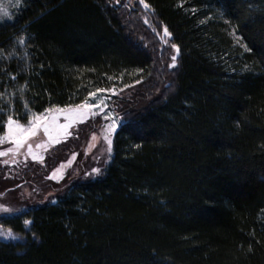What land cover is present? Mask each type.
<instances>
[{"label": "trees", "instance_id": "1", "mask_svg": "<svg viewBox=\"0 0 264 264\" xmlns=\"http://www.w3.org/2000/svg\"><path fill=\"white\" fill-rule=\"evenodd\" d=\"M128 1L19 0L0 20V135L9 117L138 90L98 175L1 219L25 240L0 241V264H264V0H144L179 47L170 70ZM43 168L38 188L61 186Z\"/></svg>", "mask_w": 264, "mask_h": 264}, {"label": "rangeland", "instance_id": "2", "mask_svg": "<svg viewBox=\"0 0 264 264\" xmlns=\"http://www.w3.org/2000/svg\"><path fill=\"white\" fill-rule=\"evenodd\" d=\"M128 2L127 5L130 8L138 6L139 21L156 45L158 57H167L168 70L174 68L172 57L176 56L175 65H177L178 52L173 47L174 44L171 43L168 32L166 33L165 28L160 24L157 25L149 8L143 3L134 2V0ZM18 4L19 0H0V20L7 18L11 10ZM148 42L145 45L149 46ZM156 69H159V66ZM136 87V85L121 87L116 84L106 91L95 90L91 92L95 95L89 94L82 103L74 106L49 108L52 111L47 109L44 113L33 116L27 124H20L13 119L15 123L12 125L14 132L12 136L8 134L7 121L5 132L0 135V175L2 179L7 180L6 185L0 188V241L20 243L25 240L23 233L4 225L1 222L2 218L23 212L32 205L43 203L48 199L54 200L56 191L63 189L74 178L73 174H79L80 171L83 172L84 177H93L99 174L101 169L99 164L103 161L102 155L105 156L102 163H108L112 155L109 147L112 146L113 136L123 121L116 112L117 106L121 108L119 99L136 95L138 92ZM65 116L71 119L70 124L69 119H65ZM34 117L59 118L53 122L51 120L34 121ZM45 122L52 124L54 130L51 135L55 139H50L49 133L44 131ZM34 123H39L40 127L34 134L29 135L26 130L30 129ZM64 124H69L67 132L61 130ZM17 125L22 128L18 130ZM57 125L60 127L57 128ZM109 125H114L111 133L108 131ZM109 139L111 140L110 146ZM16 140L21 141L19 146L16 144ZM59 141H64L63 143L67 144L68 151L64 152L63 157L56 160L53 165L49 164L51 165L48 169L50 171L46 173L41 164L46 162L55 147L60 146H54L55 143L59 144ZM88 160L93 161V164L86 168ZM48 163H50L49 160ZM81 164L83 166L80 167ZM33 168L39 170L43 168L45 174L43 180L61 184V186L40 190L37 186L38 179L33 180L32 175L29 174ZM96 169L99 171H94ZM29 224L30 221L27 220L25 222L26 229Z\"/></svg>", "mask_w": 264, "mask_h": 264}, {"label": "snow or ice", "instance_id": "3", "mask_svg": "<svg viewBox=\"0 0 264 264\" xmlns=\"http://www.w3.org/2000/svg\"><path fill=\"white\" fill-rule=\"evenodd\" d=\"M144 2V0H141V3H143ZM146 7H147V5H145ZM5 15H7V13H5ZM164 31L167 33V28H165L164 29ZM173 47H175L176 48V51L177 52H179V47L178 46H176V45H173ZM246 47V46H245ZM250 50V49H249ZM172 60H173V67H175L176 65H175V61H176V56H173L172 57ZM139 82V81H138ZM98 91H106V89H99ZM90 95H95V93H90ZM85 106H87V105H85ZM48 111H52L51 109H49ZM60 111H64V110H60ZM59 117H51V118H46V117H34V121H39V120H44V121H48V120H51V121H55V120H57ZM65 119H69V124L71 123V119L68 117V116H65ZM15 122L13 121V119L11 118V117H9V120H8V134H9V136H12L13 134H14V132H13V127H12V125L14 124ZM69 124H64L63 126H62V131H64V132H67V129H68V127H69ZM44 131L46 132V133H49V137H50V139H55V137H53L52 135H51V133H52V131L54 130L53 129V127H52V124H50V123H48V122H45L44 123ZM40 127V124L39 123H34L33 124V126L30 128V129H27L26 131H27V133L29 134V135H31V134H34L35 133V131L37 130V128H39ZM57 128H59L60 126L59 125H57L56 126ZM22 128V126H20V125H17V129L19 130V129H21ZM113 128H114V125H109L108 126V131H109V133H111V131L113 130ZM106 139H107V137H105ZM16 142V144L19 146L20 145V143H21V141L20 140H16L15 141ZM108 143H109V146L111 145V140L109 139L108 140ZM109 151H111V147H109ZM94 171H99L98 169H96V170H94ZM9 235H11V233L9 232Z\"/></svg>", "mask_w": 264, "mask_h": 264}]
</instances>
